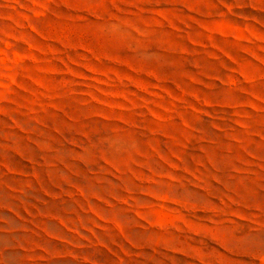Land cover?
<instances>
[{
	"label": "rangeland",
	"instance_id": "rangeland-1",
	"mask_svg": "<svg viewBox=\"0 0 264 264\" xmlns=\"http://www.w3.org/2000/svg\"><path fill=\"white\" fill-rule=\"evenodd\" d=\"M0 264H264V0H0Z\"/></svg>",
	"mask_w": 264,
	"mask_h": 264
}]
</instances>
